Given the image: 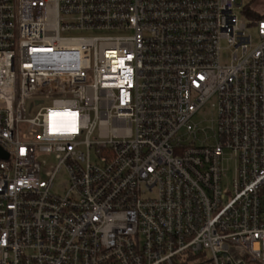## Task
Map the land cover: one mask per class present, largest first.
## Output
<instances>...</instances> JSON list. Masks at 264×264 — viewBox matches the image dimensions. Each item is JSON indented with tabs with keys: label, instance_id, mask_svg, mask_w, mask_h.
Segmentation results:
<instances>
[{
	"label": "built area",
	"instance_id": "2783aa9c",
	"mask_svg": "<svg viewBox=\"0 0 264 264\" xmlns=\"http://www.w3.org/2000/svg\"><path fill=\"white\" fill-rule=\"evenodd\" d=\"M250 11L0 0V264H264Z\"/></svg>",
	"mask_w": 264,
	"mask_h": 264
},
{
	"label": "rangeland",
	"instance_id": "374dc122",
	"mask_svg": "<svg viewBox=\"0 0 264 264\" xmlns=\"http://www.w3.org/2000/svg\"><path fill=\"white\" fill-rule=\"evenodd\" d=\"M237 2H241L242 5L248 6L249 10H252V8L256 10H264V0H237ZM254 12V11H252ZM251 13V11H250Z\"/></svg>",
	"mask_w": 264,
	"mask_h": 264
},
{
	"label": "trees",
	"instance_id": "16d2710c",
	"mask_svg": "<svg viewBox=\"0 0 264 264\" xmlns=\"http://www.w3.org/2000/svg\"><path fill=\"white\" fill-rule=\"evenodd\" d=\"M246 12H247V14H248L249 16H251V17H253V16L256 15V14H254V13H250V10H249L248 6H246Z\"/></svg>",
	"mask_w": 264,
	"mask_h": 264
},
{
	"label": "water",
	"instance_id": "95a60500",
	"mask_svg": "<svg viewBox=\"0 0 264 264\" xmlns=\"http://www.w3.org/2000/svg\"><path fill=\"white\" fill-rule=\"evenodd\" d=\"M0 157L7 158V154L0 149Z\"/></svg>",
	"mask_w": 264,
	"mask_h": 264
}]
</instances>
